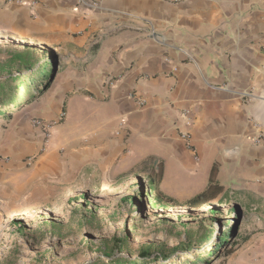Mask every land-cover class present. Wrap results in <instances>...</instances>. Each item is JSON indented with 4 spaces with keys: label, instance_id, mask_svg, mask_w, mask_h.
Instances as JSON below:
<instances>
[{
    "label": "crops",
    "instance_id": "obj_1",
    "mask_svg": "<svg viewBox=\"0 0 264 264\" xmlns=\"http://www.w3.org/2000/svg\"><path fill=\"white\" fill-rule=\"evenodd\" d=\"M21 2L0 0V35L54 55L43 126L65 114L104 174L202 175L195 188L234 195L264 252V0ZM24 133L0 139V226L46 203L52 160L41 171V128Z\"/></svg>",
    "mask_w": 264,
    "mask_h": 264
},
{
    "label": "rangeland",
    "instance_id": "obj_2",
    "mask_svg": "<svg viewBox=\"0 0 264 264\" xmlns=\"http://www.w3.org/2000/svg\"><path fill=\"white\" fill-rule=\"evenodd\" d=\"M3 32L0 61L5 59L7 47L25 45L38 48L39 56L49 58L46 49ZM54 79L43 94L33 89L37 97L14 111L11 118H0V139L13 135L15 141L22 138L25 129L41 128V171L52 160L48 170L43 171L46 203L39 215L29 218L14 213L7 215L11 217L0 226V264H91L105 258V248L111 254L106 263L120 257L132 261L144 246H153L155 254L170 255L152 264H184L195 260L199 252L204 260L200 264H264V252L254 253L259 246H254L247 236L253 222L248 221L246 209L236 205L234 195L226 193L198 207L186 204L192 199L188 194L203 192L195 188L202 175L167 174L160 190L175 202H158L153 196L147 197L149 178L156 174L150 167L142 165L119 174L101 173V158L83 154L79 145L83 147L84 139H73L65 114L43 126L40 108L52 96ZM36 157H24L23 161ZM141 191L144 195H140ZM228 227H236L235 234L227 238L229 242L221 241ZM115 240L123 241V245L115 247ZM225 242L222 257L207 255ZM189 244L192 249L186 247ZM225 251L230 255H223Z\"/></svg>",
    "mask_w": 264,
    "mask_h": 264
},
{
    "label": "trees",
    "instance_id": "obj_3",
    "mask_svg": "<svg viewBox=\"0 0 264 264\" xmlns=\"http://www.w3.org/2000/svg\"><path fill=\"white\" fill-rule=\"evenodd\" d=\"M4 51L5 59L0 61V118L9 119L14 111L20 110L37 97L33 89H36L39 95L46 91L49 82L56 75L57 65L54 61V55H50L46 60L44 56H39V50L34 46L25 45L23 48L7 47ZM36 78L37 80H35ZM163 177V167H160L156 174L150 176L147 197L153 196L158 202L167 201L174 203L175 200L173 198L164 196L160 190ZM211 177H213V173ZM211 189L212 188L209 187L206 191L188 200L186 204L190 207H198L203 205L206 201L215 199L219 192L211 194ZM140 195H144V191H141ZM234 210L238 213L236 208ZM51 224L53 226L56 225L54 223ZM235 229L236 227H228V231L221 241L230 236L232 238L235 234ZM117 245H123V241L115 240L114 246L116 247ZM224 245H227V243L225 242L223 245L218 244L213 250L209 251L207 255L209 257L212 255L219 258L222 257L220 253L225 249L223 247ZM186 247L192 249L190 244ZM105 250V258L96 260L91 264H152L153 262L158 263L160 259L165 260L170 256L164 255L163 252L155 254L153 252V246H144L135 260L130 261L120 257L106 263L105 259L110 258L111 254L107 252L108 248H105ZM223 255H230V252L225 251ZM195 256H197L195 260H186L184 264H200V262L204 261L201 252L197 253ZM178 264L183 263L179 262Z\"/></svg>",
    "mask_w": 264,
    "mask_h": 264
},
{
    "label": "built area",
    "instance_id": "obj_4",
    "mask_svg": "<svg viewBox=\"0 0 264 264\" xmlns=\"http://www.w3.org/2000/svg\"><path fill=\"white\" fill-rule=\"evenodd\" d=\"M7 1H9V2L16 1V2L22 3L21 0H7ZM86 1H91V0H86Z\"/></svg>",
    "mask_w": 264,
    "mask_h": 264
},
{
    "label": "bare ground",
    "instance_id": "obj_5",
    "mask_svg": "<svg viewBox=\"0 0 264 264\" xmlns=\"http://www.w3.org/2000/svg\"><path fill=\"white\" fill-rule=\"evenodd\" d=\"M171 184V183H170ZM170 184H168V185H170ZM173 188V187H172Z\"/></svg>",
    "mask_w": 264,
    "mask_h": 264
}]
</instances>
